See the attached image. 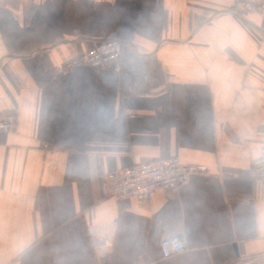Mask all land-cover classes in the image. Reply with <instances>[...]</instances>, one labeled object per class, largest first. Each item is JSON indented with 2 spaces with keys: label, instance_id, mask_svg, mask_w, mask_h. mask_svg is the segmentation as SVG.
I'll list each match as a JSON object with an SVG mask.
<instances>
[{
  "label": "crops",
  "instance_id": "0c3cea01",
  "mask_svg": "<svg viewBox=\"0 0 264 264\" xmlns=\"http://www.w3.org/2000/svg\"><path fill=\"white\" fill-rule=\"evenodd\" d=\"M232 5L0 0V264H264V20ZM114 37L117 62H81ZM172 155L209 175L108 195L106 172Z\"/></svg>",
  "mask_w": 264,
  "mask_h": 264
},
{
  "label": "built area",
  "instance_id": "2783aa9c",
  "mask_svg": "<svg viewBox=\"0 0 264 264\" xmlns=\"http://www.w3.org/2000/svg\"><path fill=\"white\" fill-rule=\"evenodd\" d=\"M231 11L241 16L257 13L264 20V0H233ZM124 44L120 38L103 39L83 51L79 58L91 67L108 66L120 59ZM15 129V115L12 112L1 113L0 133ZM209 173L205 164H185L178 156L172 155L108 171L103 176V182L108 195L116 200L149 201L158 190L174 196L194 176H207ZM250 176L264 180V146L251 162ZM160 248L162 256L168 258L182 252L184 242L181 236L165 237L161 240Z\"/></svg>",
  "mask_w": 264,
  "mask_h": 264
}]
</instances>
